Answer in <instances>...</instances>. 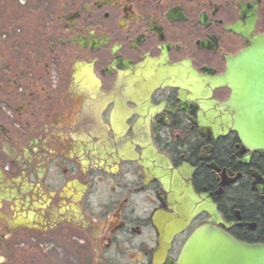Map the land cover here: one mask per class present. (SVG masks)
<instances>
[{
  "label": "flooded vegetation",
  "instance_id": "af4514ba",
  "mask_svg": "<svg viewBox=\"0 0 264 264\" xmlns=\"http://www.w3.org/2000/svg\"><path fill=\"white\" fill-rule=\"evenodd\" d=\"M46 5L39 49L0 83V263L48 239L64 262L175 264L206 222L264 245V154L219 83L264 35V0Z\"/></svg>",
  "mask_w": 264,
  "mask_h": 264
},
{
  "label": "water",
  "instance_id": "95a60500",
  "mask_svg": "<svg viewBox=\"0 0 264 264\" xmlns=\"http://www.w3.org/2000/svg\"><path fill=\"white\" fill-rule=\"evenodd\" d=\"M229 59V73L221 77L219 83H227L234 90V100L229 108L235 115L230 125L248 149L264 154V35L251 39L248 48ZM178 202L186 210L187 197L183 196ZM200 210L219 219L213 208L200 207ZM185 217L186 223L183 218L168 223L167 236L163 242H170L174 234L179 232L177 230L187 225L190 213ZM161 219L159 226L163 227L166 218L162 216ZM175 264H264V245L240 243L206 222L184 242Z\"/></svg>",
  "mask_w": 264,
  "mask_h": 264
},
{
  "label": "rangeland",
  "instance_id": "374dc122",
  "mask_svg": "<svg viewBox=\"0 0 264 264\" xmlns=\"http://www.w3.org/2000/svg\"><path fill=\"white\" fill-rule=\"evenodd\" d=\"M12 3H17L20 8H17V13L12 16V10L7 11V15L13 21L8 29L10 34L18 36L20 40V46L23 47V67L26 66V57L28 53L39 49L41 45L42 37H40V31H44V26L47 23V16L49 9H47V0H11ZM22 2V4L19 3ZM11 54V53H9ZM13 54V53H12ZM21 64V63H20ZM1 98V91H0ZM48 239H41L39 245L31 251L32 254H23L22 252H8L7 260L0 264H27L29 258L33 259L34 264H53L54 258L57 257L56 264H76L70 255L65 256L64 253L70 248L67 245L61 248H57L56 255H53V249L48 243ZM70 251H68L69 253ZM34 256V257H32ZM54 257V258H53Z\"/></svg>",
  "mask_w": 264,
  "mask_h": 264
},
{
  "label": "trees",
  "instance_id": "16d2710c",
  "mask_svg": "<svg viewBox=\"0 0 264 264\" xmlns=\"http://www.w3.org/2000/svg\"><path fill=\"white\" fill-rule=\"evenodd\" d=\"M17 8L21 9V6L12 3L11 0H0V83L4 81V74H13L19 70L23 57V47L19 45L18 36L10 34L11 32L8 31L9 27L13 25V21L7 15V11L11 9L12 16H14L17 13ZM3 36H5L4 39Z\"/></svg>",
  "mask_w": 264,
  "mask_h": 264
}]
</instances>
